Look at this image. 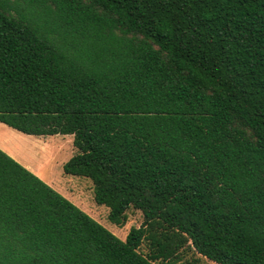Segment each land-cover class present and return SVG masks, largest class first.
<instances>
[{
    "label": "trees",
    "instance_id": "obj_1",
    "mask_svg": "<svg viewBox=\"0 0 264 264\" xmlns=\"http://www.w3.org/2000/svg\"><path fill=\"white\" fill-rule=\"evenodd\" d=\"M0 122L144 215L122 239L0 147V264H264V0H0Z\"/></svg>",
    "mask_w": 264,
    "mask_h": 264
},
{
    "label": "rangeland",
    "instance_id": "obj_2",
    "mask_svg": "<svg viewBox=\"0 0 264 264\" xmlns=\"http://www.w3.org/2000/svg\"><path fill=\"white\" fill-rule=\"evenodd\" d=\"M0 136V144L13 149L22 164L38 171L39 176L48 184L120 238L126 239L132 227H139L143 223L142 211L133 207L127 210L126 222L121 225L112 223L108 218L109 207L98 204L94 199V184L91 178L68 174L64 171V163L77 151L72 134L29 135L2 123ZM24 146L35 147L36 151L28 150V147L23 148ZM177 255L179 257L177 264H217L201 256L190 246L181 248ZM157 264L168 263L158 262Z\"/></svg>",
    "mask_w": 264,
    "mask_h": 264
},
{
    "label": "crops",
    "instance_id": "obj_3",
    "mask_svg": "<svg viewBox=\"0 0 264 264\" xmlns=\"http://www.w3.org/2000/svg\"><path fill=\"white\" fill-rule=\"evenodd\" d=\"M2 124V123H0ZM1 137V136H0ZM0 147L5 150L6 152H8L12 157H14L16 160H18L20 162V159L17 157L18 155L15 153V151H13V149H9V147H5L4 145L0 144ZM24 163V162H23ZM24 165V164H23ZM28 167L30 170H32L34 173H36L37 175H40V173L34 169H32L31 167H29L28 165L26 166Z\"/></svg>",
    "mask_w": 264,
    "mask_h": 264
}]
</instances>
